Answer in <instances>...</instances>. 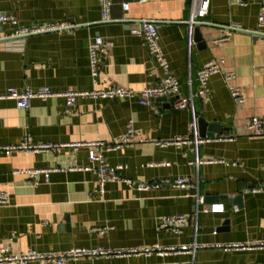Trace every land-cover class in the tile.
I'll list each match as a JSON object with an SVG mask.
<instances>
[{"label": "crops", "instance_id": "obj_1", "mask_svg": "<svg viewBox=\"0 0 264 264\" xmlns=\"http://www.w3.org/2000/svg\"><path fill=\"white\" fill-rule=\"evenodd\" d=\"M243 1L245 5L237 0H211L205 21L212 26L200 27L206 44L200 48L190 23L191 0H113L114 18L157 22L170 71L181 84V98L197 91V74L204 64L214 61L221 66V72L210 78L207 105L194 98L193 109L180 110L175 104L164 109L171 98H161L152 101L153 110L138 98L79 99L66 114L61 97L34 99L27 110L0 98V147L21 145L27 136L33 144L56 146L39 153L0 152V194L7 197V203L0 205V247L20 255L30 250L142 251L155 244H199L203 247L195 253L81 258L66 264H264V247H259L264 243V193H245L264 182V137L247 134L248 122L264 117V29L258 25L261 0ZM124 3H129L128 11L123 10ZM0 13L15 16L21 26L73 25L9 47L0 45V95L10 88L65 92L107 89L112 84L140 91L163 78L143 38L131 34L129 25L101 22L100 0H0ZM236 24L241 30L230 28ZM12 29L7 24L4 31ZM95 37L110 43V53L94 82L89 44ZM228 76L233 79L228 81ZM230 87L244 93L242 104L232 99ZM194 114L199 135V119H204L220 125L222 134L215 138L235 140L157 145L190 136ZM130 121L140 136L132 146L103 150L108 164L127 166L123 176L135 183L185 178L192 189L166 184L139 190L116 181L108 183L101 195L93 171L70 170L74 165H90L89 148L70 145L113 144ZM215 159L225 163L191 165ZM49 169L53 170L49 181L40 173L38 186L25 173ZM196 195L205 197L200 208L210 213L197 214ZM171 215L188 217L181 234L158 230L160 220ZM99 228L107 230L100 234ZM234 245L242 247L226 248Z\"/></svg>", "mask_w": 264, "mask_h": 264}, {"label": "built area", "instance_id": "obj_2", "mask_svg": "<svg viewBox=\"0 0 264 264\" xmlns=\"http://www.w3.org/2000/svg\"><path fill=\"white\" fill-rule=\"evenodd\" d=\"M148 1V0H142ZM185 1V0H180ZM239 4L245 5L243 0H237ZM211 0H191V24H211L206 22V18L210 13ZM101 6V22L112 23L120 22L129 25L131 34L143 38L145 46L155 60L157 66L162 70L163 78L155 86L146 87L143 90L136 91L124 88L122 86L112 84L107 89H93L85 91H65V92H54L50 88H37L31 89L26 88L22 92L14 88H10L5 94L0 95L1 99H10L16 102L18 110H27L30 107V103L34 99L46 101L50 98L61 97L65 100V113L69 114L72 108L76 105L79 99H114V98H138L143 106L150 107L156 110L153 106L152 101L161 98H173L178 97L175 103V107L180 110L193 109L194 98H199L203 105H207L210 101V78L221 72V66L214 62L209 61L203 65L197 74L198 89L195 93H192L190 98H181V84L179 80L174 77L170 71L169 62L163 52L160 44L159 37V25L154 20L149 19H127V18H114L113 0H100ZM130 9L129 3L123 4V10L128 11ZM7 24H11L13 29L11 32H5L4 28ZM258 25L261 29H264V0H261V9L258 16ZM67 27H73V25L49 23V24H37L33 26H21L19 25L18 19L15 16L8 15L6 13H0V43L7 42L16 39L28 38L31 36L41 35L49 32L62 30ZM232 30H241V27L236 24L230 26ZM264 36V32H263ZM110 53V43L101 37H95L90 41L89 44V62L91 77L95 82L100 74L103 61L106 56ZM232 76H228L227 80L231 81ZM191 84V82H190ZM230 94L232 99L237 104H242L245 100L244 93L234 87H230ZM190 136H180L172 141L157 142L158 146L165 147L168 145H175L180 147L186 143H205L214 140L217 141H234V137H219V138H208L201 137L197 129V117L194 114L193 121L189 124ZM247 134L252 137H264V117H254L247 125ZM140 133L136 131L133 121L129 122L127 131L117 138L113 144H106L104 142H90L73 144L69 147L89 148V161L90 165L80 167L74 165L70 167V170H81V171H93L97 176L98 182V193L101 195L105 194V188L108 183L116 181H124L131 187H136L139 190H148L150 188L160 187L162 185H172L182 189H192L193 185L188 182L185 178H178L177 180H166V181H155L149 184L135 183L132 180L126 179L123 176V172L127 169V166L118 165L111 166L106 161L103 150L110 152L118 150L122 147H129L135 143ZM140 139V138H139ZM141 142L144 140L141 138ZM56 148L53 144H33L31 138L27 136L24 142L18 146H5L0 147V152L11 153L13 151H28L30 153H39L48 151ZM206 163H225L223 160H196L191 162V165L199 166ZM167 165V164H166ZM53 170H31L25 172L28 174L33 186H38L39 182L37 177L40 173H44L46 180L49 181L50 173ZM246 194H259L264 193V182L248 188L245 190ZM191 197V195H188ZM197 200V214L199 213H210L208 208L201 209L200 207L205 204V197L196 195L194 196ZM7 203V197L5 193L0 194V205ZM188 221L186 215H171L163 217L159 224L158 230H171L175 234H181ZM107 229L99 228L97 231L100 234H104ZM202 245L194 244L180 245V246H162L155 244L154 246L148 247L142 251L136 249H86V248H71L64 252H37L30 250L24 254L15 255L10 252L9 248L0 247V264H29L32 261L47 262L50 264H66L69 261L79 260L81 258L98 259V258H122L130 255H141L145 254L151 256L157 254L160 256H166L170 254H176L179 252L195 253L198 249L202 248ZM242 246H226V248H240ZM259 247H264V243Z\"/></svg>", "mask_w": 264, "mask_h": 264}, {"label": "water", "instance_id": "obj_3", "mask_svg": "<svg viewBox=\"0 0 264 264\" xmlns=\"http://www.w3.org/2000/svg\"><path fill=\"white\" fill-rule=\"evenodd\" d=\"M201 26H212V25L197 24V23L192 24V27L194 28V37H193L194 41L198 44V47L204 48V47H206V44H205L204 38L202 36V33L200 32ZM254 36L257 37L258 35L254 34ZM26 39L27 38L2 42V43H0V45L9 47L16 42H19L21 40H26ZM177 100H178V97L171 98L169 103L164 106V109H170L176 103ZM199 130H200V136L201 137H208V138H212V139L215 138L216 134H222V131L220 130L219 124H217V123L208 124L204 119H199ZM210 199H214V198H210ZM240 200H241V196L236 198V202H240ZM205 201H206V199H205Z\"/></svg>", "mask_w": 264, "mask_h": 264}]
</instances>
